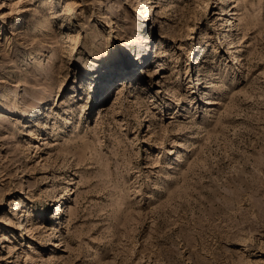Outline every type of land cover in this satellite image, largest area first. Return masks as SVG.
Wrapping results in <instances>:
<instances>
[{
	"label": "rangeland",
	"instance_id": "374dc122",
	"mask_svg": "<svg viewBox=\"0 0 264 264\" xmlns=\"http://www.w3.org/2000/svg\"><path fill=\"white\" fill-rule=\"evenodd\" d=\"M145 1L0 0V264H264V0Z\"/></svg>",
	"mask_w": 264,
	"mask_h": 264
},
{
	"label": "bare ground",
	"instance_id": "6f19581e",
	"mask_svg": "<svg viewBox=\"0 0 264 264\" xmlns=\"http://www.w3.org/2000/svg\"><path fill=\"white\" fill-rule=\"evenodd\" d=\"M218 3H225V7H224V15H220V18H218V21H214L215 23H213V25H214V29H217V30H219V29H221L222 27L219 25V22L220 21H224V20H228V21H230V25H233V29H235L236 28V26H235V14H237V12L236 11H234L233 12V6H231V4H229V2H230V0H218L217 1ZM145 7L146 8V11L145 12H143L142 14H140V22H142L143 20H147V19H149L150 20V18H149V13H147L148 12V10L150 11V7H151V5L150 6H148V2L147 1H145V0H142V5H141V7ZM151 14V13H150ZM232 29V30H233ZM231 30V29H230ZM231 30V31H232ZM196 31L195 30H193V32L190 34V36L187 38V43L190 45V49L192 50V53H194V57L195 56H197L198 54H200V56L203 54V53H205V52H207L209 49H210V46H211V43L210 42H205V43H201V44H196V40H197V35H196ZM220 35H222V37H219V39H220V41H227V39H226V37H227V33L226 32H224V30L221 32V34ZM194 51V52H193ZM34 54V53H33ZM118 54H119V56H121L120 57V60L119 61H116L115 63H118V62H123V61H125L127 64L129 63V55H130V53H129V50H126V51H123V50H118ZM193 57V58H194ZM199 62H200V60H199ZM155 72V71H154ZM202 75V74H201ZM200 73H198V77L196 78L197 80H200ZM109 81L111 80V75L109 76V79H108ZM107 85L106 86H109L108 85V83H106ZM104 86H105V84H104ZM17 91H18V89L16 90V93H17ZM20 94H21V91L19 92ZM15 94V93H14ZM2 96H6L5 94H2ZM2 96H0V99H1V97ZM5 99V97L4 98H2V100H4ZM19 98L17 97L16 98V100L14 101V104H17V100H18ZM34 100V99H33ZM36 107V106H35ZM73 183H75L74 181H73ZM76 184V183H75ZM73 190V187H71L70 188V191H72ZM69 194H68V197L66 198V199H71L72 198V196L73 195H71V192H68ZM20 203V202H19ZM19 203H18V205L16 206V208H18L19 207ZM23 207V205L20 207V208H18V209H21ZM15 208V209H16ZM65 210H66V206L64 207V205H62V206H60V208H59V212L62 214V213H64L65 212ZM33 212H32V209H26V212H25V214L24 215H27L28 217L32 214ZM9 218H11L10 216L7 218V219H5V222L6 223H8V219ZM58 219L56 220V223L57 222H59L60 224L62 223V219H61V217H57ZM59 219H60V221H59ZM10 220V219H9ZM24 229V228H23ZM26 229H27V235H32V238H34V236H35V234L33 233V231H31V228H29L28 226H26ZM7 237V236H6Z\"/></svg>",
	"mask_w": 264,
	"mask_h": 264
}]
</instances>
